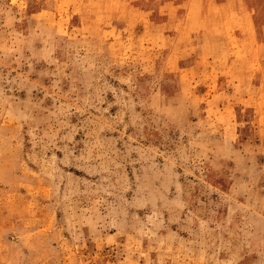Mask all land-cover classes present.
Segmentation results:
<instances>
[{"label":"rangeland","instance_id":"rangeland-1","mask_svg":"<svg viewBox=\"0 0 264 264\" xmlns=\"http://www.w3.org/2000/svg\"><path fill=\"white\" fill-rule=\"evenodd\" d=\"M0 264H264V0H0Z\"/></svg>","mask_w":264,"mask_h":264}]
</instances>
